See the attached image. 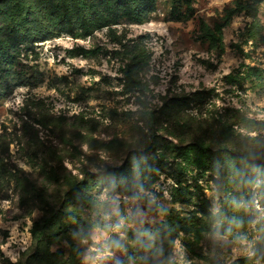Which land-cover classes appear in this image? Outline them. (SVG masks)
Wrapping results in <instances>:
<instances>
[{
	"label": "rangeland",
	"instance_id": "rangeland-1",
	"mask_svg": "<svg viewBox=\"0 0 264 264\" xmlns=\"http://www.w3.org/2000/svg\"><path fill=\"white\" fill-rule=\"evenodd\" d=\"M242 154L264 161V0H0V264H264Z\"/></svg>",
	"mask_w": 264,
	"mask_h": 264
},
{
	"label": "trees",
	"instance_id": "trees-1",
	"mask_svg": "<svg viewBox=\"0 0 264 264\" xmlns=\"http://www.w3.org/2000/svg\"><path fill=\"white\" fill-rule=\"evenodd\" d=\"M73 6L68 7L66 9H63V7H60V9H62L61 11V16L62 18H69L71 16L70 12H74V9H72ZM22 13L19 12V16H21ZM201 153H205L207 154L206 158L202 159V164H209L207 162V158H211V160H215L216 158H218V156H220V150H213L208 146H204L201 147ZM241 157H244L246 159V161L250 164V165H254L260 172H264V161L262 160H257V159H253L251 158L249 155L247 154H242L240 155ZM236 158V157H235ZM208 166V165H206ZM113 175L114 176H121L123 174V171L120 167L118 168H114L113 169ZM231 211L230 209V205L228 204V202L225 200L224 205L221 209V213H226L229 214ZM231 223L234 225H239L241 224V222L243 221V219L241 218V216H236L235 214H232L231 217ZM56 222H55V217L53 214L51 215H44L43 218L39 221H36L34 224V227L32 228V236L33 239L36 241H45V240H51V235H52V230L56 228ZM45 253H41V255H44ZM58 264H66L65 262L63 263H58Z\"/></svg>",
	"mask_w": 264,
	"mask_h": 264
}]
</instances>
